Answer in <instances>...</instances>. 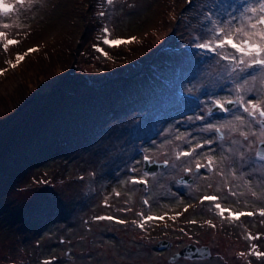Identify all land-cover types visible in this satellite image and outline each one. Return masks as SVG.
I'll list each match as a JSON object with an SVG mask.
<instances>
[{
  "label": "rangeland",
  "instance_id": "rangeland-1",
  "mask_svg": "<svg viewBox=\"0 0 264 264\" xmlns=\"http://www.w3.org/2000/svg\"><path fill=\"white\" fill-rule=\"evenodd\" d=\"M5 3L12 4L14 11L0 13V32L19 43L5 51L6 40H0V264H171L169 257L178 250L172 249V235L163 254L152 248L161 236L158 231L165 228L161 225L167 227L165 232L171 231L174 213L192 200L181 194L191 186L184 184L187 181L178 185L183 166L175 163V150L200 149L197 160L211 156L220 166L232 156L249 158L243 160L250 164L245 173H234L229 179L239 196L228 200L237 209L264 206V162L255 165L253 160L258 141L264 139V126L240 108L209 115L216 99H236L241 77L212 53H205L202 65L198 60L202 53L194 46L197 33L211 26L205 20L210 10L213 20L217 16L227 20L224 10L229 9L233 24L239 25L235 18L258 0H193L191 5L188 0ZM186 14L197 28L179 25ZM95 22L102 26L96 35L91 33ZM182 28L193 32L187 44L177 36ZM238 36L234 34V39ZM133 37L130 44L119 46L102 42ZM32 48L38 51L27 54L13 69L16 56ZM153 64L166 68L154 69ZM178 81L187 91L198 83L197 98L206 92L209 96L204 102L194 98L186 109L175 96ZM243 88L247 99L258 102L257 97H264V77L248 80ZM237 116L245 123H239ZM1 140L8 143L9 152L1 149ZM201 144L204 147L198 148ZM146 157L160 158L168 165L146 172ZM133 178L149 182L154 216L165 215L144 224L143 243L136 235L143 188L131 183ZM206 181L208 176L200 180L196 196L206 192ZM253 191L259 193L258 199L248 196ZM201 211L191 210L187 217H200L198 225H191H196L201 241L216 244V253L195 264H252L246 253L233 258L225 231L209 234L204 224L210 230L216 220L205 218ZM108 215L125 220L126 226L115 229L110 221L97 220ZM259 225L264 253V216ZM113 234L117 238L109 237ZM184 243L179 241L178 247ZM258 264H264V257Z\"/></svg>",
  "mask_w": 264,
  "mask_h": 264
},
{
  "label": "flooded vegetation",
  "instance_id": "flooded-vegetation-1",
  "mask_svg": "<svg viewBox=\"0 0 264 264\" xmlns=\"http://www.w3.org/2000/svg\"><path fill=\"white\" fill-rule=\"evenodd\" d=\"M207 54L203 53L200 55V58L198 59L200 61V63L202 65L205 64V59ZM202 67V66H201ZM181 69L176 72L180 74ZM178 74V75H179ZM181 76H179L180 78ZM183 81V80H182ZM177 83L176 86V98L177 100H179L184 107L187 109L190 105V103L193 100V97L196 96L198 97L200 94V88H199V84H195L193 86V88L187 90H182V86L181 84H183L182 82L178 81L175 82ZM184 92V93H183ZM208 92L202 94L200 96V98H197L198 100L201 99L204 100L208 97ZM197 100V101H198ZM216 106L215 103L213 102L212 107ZM211 107V109H212ZM210 109V110H211ZM210 110H208L207 112L209 113ZM218 112H220V110L218 109V111L215 112H211V114H217ZM188 113H190V111H188ZM222 114H225V112L221 111ZM191 114V113H190ZM220 129V128H219ZM217 135L220 138H224V132L220 129L219 132H217ZM263 140H259L258 141V145H257V150L254 153V158L253 160L255 161V165L257 164V161H259V159H256V153L259 152V146L261 144V142H263ZM183 151H190V150H175L174 151V161L177 164V166H180V164H182L183 169H180V173L178 174V185L180 183H184L183 181H187L184 184H189L186 186H191L188 190L184 189L183 192H181V194H183L184 199L187 200V198H192L191 201H186L185 203L181 204L183 205L182 207H180L179 211H176L173 215V219L172 221V230L169 232H165V229H167L166 226H162L161 227H165L163 228V231H158L160 233V237L156 240V244L155 246H153V250L159 254H163V252L165 250H167L169 248L170 241H169V236L172 235L173 238L172 240V249L173 247L177 248L178 250L175 251V253L169 257V260H171L172 262H170L171 264H183L182 261H186V260H191L192 263L191 264H195L196 260H201V258H211L213 256V253H216V250L214 252V247H216V244L213 243V241H201V234H197L196 229L194 228V226H196L195 224L191 225V221H195L197 222V225L201 222L200 217L197 216L198 220L196 219H192V218H188L187 217V213L191 210H203L201 212H203L205 215V218L207 216H211L214 217V219L216 220L215 223V227L209 226L210 230H208V225L205 223V229H207V231L209 232L210 235H216L218 233H222V231H225L226 234V238L230 240L229 244L231 246V251H232V255L234 259L240 258L241 257V253H246L249 257V260L251 261L252 264H258L259 263V258H257L255 255H252L251 253L253 252L254 248L253 246H255V250L260 252V248H261V241H260V232L258 230L259 225V221H260V212L264 211V206H259L257 204V206H253L250 208H241V209H237L235 208V204L234 203H230L228 199H236L239 194L238 191L235 189V185L234 181L231 182L229 181V179H232L234 173L237 174H242L245 173V169H246V165L249 164L248 161H243L244 159H249L247 157H245L244 159L239 160L238 155L237 157H229V159L226 161V163L224 164V166H220L216 159H214V166L211 170L205 169V168H201L200 171L198 172L196 170V156H198V153L200 151V149H196V152L194 153V155L192 157H183L180 156L178 158V153H181ZM207 157H211V156H206L202 159L199 160V162L202 165H206L207 164ZM160 159V158H159ZM156 158H151L152 161L154 160H159ZM251 160V159H250ZM159 161H164V160H159ZM262 161V160H261ZM264 162V161H263ZM250 165V164H249ZM247 165V168H249L250 166ZM167 167V166H166ZM165 167V168H166ZM256 167V166H255ZM188 169H191V171L189 172ZM208 176V181H206L205 184H207V190L204 193L199 194L198 196H196L195 193H197L198 191H196L197 186H199V182L200 180L205 177ZM187 179V180H183V179ZM254 178H252L253 180ZM150 184L149 182H147V184H143V197H142V206H141V213L143 215H141L140 217V223L143 222L144 217H146L147 215H153L154 216V212L151 208V206H153L151 200L149 201V194H150V188L148 187ZM258 188V187H256ZM191 189H193V193L191 192ZM229 189H231V191H229ZM259 191V190H258ZM232 192L235 193V195H232ZM199 193V192H198ZM254 193V194H253ZM259 194V193H258ZM258 194L256 192H249L248 196L251 198H256L258 199ZM192 196V197H190ZM204 196H217L219 197V200L216 201L215 203H220L223 207L230 209L232 212L234 213H238L241 211L244 212H248L251 211L254 213L253 216L249 217V216H244L241 217L239 220H233L231 219V217L229 216L228 212L225 213L224 217H221L218 213V210L214 207V202L211 201H204L203 203L202 198ZM147 200L148 203L145 204L144 201ZM185 208H187V211H185ZM140 213V214H141ZM160 214V213H158ZM154 217H164L165 215L160 214ZM167 216V215H166ZM205 220V219H204ZM184 222V224L181 223ZM110 223L112 225H115V229H117V227L123 228L124 226H126V223L124 224H117L115 223V221H110ZM187 223V224H186ZM191 225V226H189ZM147 232V227L145 226L144 229L142 230L141 228L138 229V231L136 232V235L138 236V240L141 241L143 243V239H147V237L145 236ZM177 235V236H175ZM117 238V236L115 234L110 235L109 237L112 238L114 237ZM249 236L251 237H259L258 239H249ZM182 237V238H181ZM119 238V237H118ZM178 238V239H177ZM185 240V243L183 246L178 247V243L179 241H183ZM187 247H193V251L195 253H209V255L206 256H188L187 255H181L178 257H184L185 258H181L178 259L174 258L176 257L181 251H183L185 248ZM219 247V246H218ZM220 248V247H219ZM198 250H202V251H198ZM128 252V249L125 251ZM84 254H88V252H84ZM240 255V256H239ZM168 258V257H167Z\"/></svg>",
  "mask_w": 264,
  "mask_h": 264
},
{
  "label": "snow or ice",
  "instance_id": "snow-or-ice-1",
  "mask_svg": "<svg viewBox=\"0 0 264 264\" xmlns=\"http://www.w3.org/2000/svg\"><path fill=\"white\" fill-rule=\"evenodd\" d=\"M218 2V0H217ZM18 3L23 5L25 0H18ZM108 5H113L114 0H106ZM188 3L191 5L193 0H188ZM220 7H223V4H220ZM14 11V6L12 4H6L5 0H0V13L5 15L10 14ZM227 15V20H221L219 16L213 20V16L211 14V10L205 14V20L211 22V26L205 25V31L197 33L198 39L194 38V46L197 47L201 53H212L215 58L223 59L228 64L232 65V70L237 72L240 79V86L235 89L237 96L236 99H226L221 101L220 99H216L214 101L216 108L227 113L230 111H234L236 108H240L243 113L247 114L252 118L256 123L264 126V107L261 105L264 104V97H257L258 102H252L251 99H247L244 95L243 85L250 79H254L255 77H264V0H258V3L255 5H246V7L242 10V17L235 18L240 20L239 25L233 24L234 17L229 9L224 10ZM103 15V13H101ZM8 24H4V28H8ZM105 33L108 32V29H104ZM234 34H239L238 38L234 39ZM5 33L0 32V40L4 39ZM135 37L130 40L123 39H103L104 45L109 46H119L124 44H130ZM19 42L15 39H7L6 42L3 43V48L5 51L8 50L9 46L17 45ZM225 49H230L232 51H223ZM38 51L37 48H32L28 50V53L24 55L18 54L16 56V64H11V67L14 69L18 66L20 62L25 59L27 54ZM101 51V49H98ZM3 74V70H0V75ZM246 74V75H245ZM254 93H248V96H252ZM232 106V107H228ZM211 115V110L209 112ZM239 123H245L243 117L237 116L235 117ZM216 132H219L220 129H214ZM247 136L245 135V140ZM211 139H209L206 143L208 146H211ZM198 148H203L204 145H197ZM196 152V148H193L190 151H183L178 153V158L180 156L183 157H192ZM223 157V149L221 152ZM256 159L264 161V155L260 152L256 153ZM149 163L151 162L148 158H145ZM214 166L213 157H207V164L202 165L199 160L196 161V170L199 172L203 167L205 169L211 170ZM190 172L191 169H188ZM251 174V173H250ZM147 176V173L145 174ZM131 183L133 184H147L146 179H138L133 178ZM231 191V189H229ZM120 194L117 193V196ZM232 195H235L232 192ZM219 200L217 196H204L202 198V203L204 201L214 202V207L218 210V213L221 217H224L225 213L228 212L229 216L233 220H239L244 216H253L254 213L251 211L248 212H238L234 213L230 209L223 207L220 203H215ZM145 204L148 203L147 200L144 201ZM187 211V208H185ZM261 216H264V211L259 213ZM141 215H143L141 213ZM156 219H163V217H153L151 215L144 217L143 222L138 226L143 230L144 224L153 221ZM98 221L109 220L115 221L117 224L126 223L125 220L117 219L110 216H101L97 217ZM191 223H195V221H191ZM210 223V222H209ZM213 227H215L213 225ZM259 237H251L249 239H258ZM254 250L251 253L255 255L257 258L264 257V253L255 250V246H253ZM202 251V250H198ZM241 256L244 253L240 254ZM44 264H52L51 261H45Z\"/></svg>",
  "mask_w": 264,
  "mask_h": 264
},
{
  "label": "trees",
  "instance_id": "trees-1",
  "mask_svg": "<svg viewBox=\"0 0 264 264\" xmlns=\"http://www.w3.org/2000/svg\"><path fill=\"white\" fill-rule=\"evenodd\" d=\"M184 18H181L180 19V23H179V25H181V24H183V25H187L186 23H190V27H192V28H197V23L193 20V18L191 17V18H188V15L186 14V15H184L183 16ZM196 25V26H195ZM101 25L98 23V22H95L94 23V27H93V30H92V32L91 33H93L94 35H96V33L101 29ZM180 33H178L177 34V36H179V39H181L180 41L181 42H183V44H187L188 43V41H190L191 40V38H192V36H193V32L189 29V30H187V29H179L178 30ZM92 34V35H93ZM4 39L5 40H7V39H12L11 37H8V35L6 34L5 35V37H4ZM93 39H94V37L93 36H91V37H89L88 38V43H87V48L90 46L91 47V45H92V41H93ZM10 48H13V47H15V45H13V46H9ZM87 49H85L84 50V52L86 51ZM173 56V55H172ZM93 58H96L95 60H98L99 61V58H97L96 56H95V54H92V59ZM97 61V63H99ZM93 62H95V61H93ZM92 63V62H91ZM210 65V67H211V64H208V66ZM156 66V67H155ZM170 67H171V65H169ZM152 68H157L158 66H157V64L155 65V64H153V66H151ZM173 67V66H172ZM171 67V68H172ZM154 68V69H155ZM159 68H166V67H158V69ZM170 68V69H171ZM151 69V68H150ZM89 76V75H88ZM88 76H86L85 75V77H87L88 78ZM153 85H154V82H151ZM151 86V85H150ZM53 89V87L51 88V89H44L43 90V93L44 94H46V93H48L49 92V90H52ZM17 137V136H16ZM5 140V139H4ZM4 140H1V144H2V150L6 153V151L7 152H9V150L10 149H7L5 146L8 144V143H4ZM1 173V172H0Z\"/></svg>",
  "mask_w": 264,
  "mask_h": 264
},
{
  "label": "water",
  "instance_id": "water-1",
  "mask_svg": "<svg viewBox=\"0 0 264 264\" xmlns=\"http://www.w3.org/2000/svg\"><path fill=\"white\" fill-rule=\"evenodd\" d=\"M228 107H231V106H228ZM217 110V108L213 109V111ZM259 152L264 155V141L261 142L260 146H259ZM149 160V159H148ZM166 166V163H159V162H156V161H153V162H148L147 160L145 161V166H144V170L146 172H149V173H152L158 169H162ZM183 180H187V179H183ZM193 247H187L185 248L183 251H181V253H179L177 255L178 256H181V255H187V256H206V255H209V253H195L193 250Z\"/></svg>",
  "mask_w": 264,
  "mask_h": 264
}]
</instances>
